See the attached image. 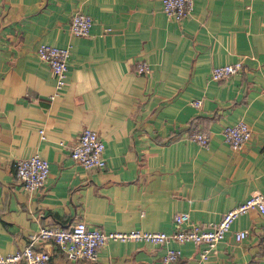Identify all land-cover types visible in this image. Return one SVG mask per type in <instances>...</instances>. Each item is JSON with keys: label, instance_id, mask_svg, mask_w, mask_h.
<instances>
[{"label": "crops", "instance_id": "0c3cea01", "mask_svg": "<svg viewBox=\"0 0 264 264\" xmlns=\"http://www.w3.org/2000/svg\"><path fill=\"white\" fill-rule=\"evenodd\" d=\"M194 5L175 21L162 0H0V254L22 249L43 225L79 220L106 232H171L175 215L188 211L212 226L264 193V0ZM77 11L93 18L89 36L70 31ZM42 42L72 45L66 84L53 99L52 69L36 53ZM144 59L149 74L136 70ZM237 60L240 73L211 79L214 66ZM240 120L252 138L233 149L222 131ZM86 127L105 143L102 169L71 157ZM196 128L209 132L208 146L191 137ZM37 152L50 174L29 192L16 164ZM239 230L248 235L237 242ZM168 246L182 251L171 264H264V213L239 215L205 257L206 244ZM166 250L110 240L97 260L71 261L55 246L48 264H167Z\"/></svg>", "mask_w": 264, "mask_h": 264}, {"label": "built area", "instance_id": "2783aa9c", "mask_svg": "<svg viewBox=\"0 0 264 264\" xmlns=\"http://www.w3.org/2000/svg\"><path fill=\"white\" fill-rule=\"evenodd\" d=\"M163 11L175 21H182L192 15L195 8L194 0H162ZM93 18L91 15L77 11L70 22V31L75 36H89ZM37 56L47 62L56 81V90L51 96L53 99L59 95L68 78V66L72 54V45L55 46L46 42L40 43L36 48ZM243 69V62L237 60L233 63L214 66L210 77L213 80H223L238 74ZM140 74H149L152 65L147 60H140L136 65ZM195 106L202 105V99L193 101ZM45 138L44 129L40 130ZM224 140L233 148L238 149L248 143L252 138L250 125L240 120L237 123L226 125L223 128ZM191 137L202 146L209 145L208 131L196 128ZM105 143L99 133L91 128H84L77 143L73 146L71 157L87 169H102L106 166ZM50 174L49 161L39 152L26 158H21L16 164V176L23 187L33 192L44 185ZM258 209L264 213V193H254L244 202L226 211L221 220L212 225L205 226L192 222L188 211L177 213L174 220L177 227L174 231L130 229L127 231L106 232L100 228L90 227L85 221H77L69 228L56 225H43L29 235L27 244L20 250L8 254H0V264H48L52 255L51 249L55 246L63 249L69 260L98 259L100 249L110 240L115 241H144L167 246L163 260L167 264L179 260L182 251L169 247V243L179 244L194 242L206 244L207 249L202 253L205 257L210 249L226 238L235 219L249 211ZM247 230L234 232L237 242L244 240ZM41 244L40 248H36Z\"/></svg>", "mask_w": 264, "mask_h": 264}]
</instances>
